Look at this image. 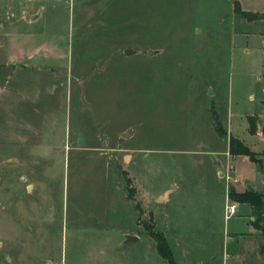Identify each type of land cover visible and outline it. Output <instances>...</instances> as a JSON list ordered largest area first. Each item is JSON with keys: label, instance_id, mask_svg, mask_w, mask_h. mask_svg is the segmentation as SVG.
Instances as JSON below:
<instances>
[{"label": "rangeland", "instance_id": "374dc122", "mask_svg": "<svg viewBox=\"0 0 264 264\" xmlns=\"http://www.w3.org/2000/svg\"><path fill=\"white\" fill-rule=\"evenodd\" d=\"M68 1L0 0V264H264V0Z\"/></svg>", "mask_w": 264, "mask_h": 264}, {"label": "trees", "instance_id": "16d2710c", "mask_svg": "<svg viewBox=\"0 0 264 264\" xmlns=\"http://www.w3.org/2000/svg\"><path fill=\"white\" fill-rule=\"evenodd\" d=\"M235 10L238 14H240L243 18L247 19H260L264 18V14L253 13L250 11H245L241 9L239 2L236 1ZM248 131L254 132L257 129L258 117L256 116H248ZM217 131H219L222 135L228 138V151L231 155H245L254 160H258L256 158V153L252 151L241 139L232 136L231 134H227L226 129L221 125L220 122H216L215 124ZM261 133L264 135V125L261 127ZM228 197L235 202L239 203H248L251 208V223L262 235H264V194L259 193L257 191L249 192L248 190L238 192L234 189H231L228 192ZM157 244L158 254L166 259L169 264H174L173 257L170 248L168 247L167 242L165 241L163 235L160 233H156L153 235Z\"/></svg>", "mask_w": 264, "mask_h": 264}, {"label": "crops", "instance_id": "0c3cea01", "mask_svg": "<svg viewBox=\"0 0 264 264\" xmlns=\"http://www.w3.org/2000/svg\"><path fill=\"white\" fill-rule=\"evenodd\" d=\"M239 2V1H238ZM48 3V2H47ZM247 122H248V120H247ZM258 122H260V119H258ZM247 129H248V127H247ZM250 133V132H249ZM254 134H256V135H259V136H261V137H263L264 138V135L261 133V132H257V133H254ZM240 139V138H239ZM253 151V150H252ZM215 153H219L220 154V156H221V161H222V163H224V165H226V175H227V170L228 169H231V166L230 165H228L229 164V161H230V157H233L234 155H231L230 153H229V151H228V138H227V140H226V147H225V149H223V150H216V152ZM247 157V156H246ZM225 167V166H224ZM220 174H224V172L223 171H220ZM228 179V178H227ZM234 180V182H237V178H234L233 179ZM228 181V180H227ZM229 183V182H228ZM253 189H254V191H256V188H254L253 187ZM235 190V189H234ZM169 192H172V191H170V190H168V191H166L165 192V194H163L162 195V197L160 196L159 197V199L160 198H162V199H167V197H168V194H169ZM238 192H241V191H238ZM228 199H230L229 197H228ZM231 201H232V203L233 204H236V210H238L239 208H240V205H242V204H248V203H239V202H235V201H233L232 199H230ZM245 211H247V209L245 210ZM248 211H249V209H248ZM232 214H234V213H232ZM231 214V215H232ZM228 216H230V214H228ZM227 216V217H228ZM259 232V231H258ZM132 237H135V236H132ZM137 239V237H135V239H132V240H129V239H127V241H135ZM262 249H264V246L262 247Z\"/></svg>", "mask_w": 264, "mask_h": 264}, {"label": "water", "instance_id": "95a60500", "mask_svg": "<svg viewBox=\"0 0 264 264\" xmlns=\"http://www.w3.org/2000/svg\"><path fill=\"white\" fill-rule=\"evenodd\" d=\"M47 2L51 5H54V6H59V7H67L69 6V1L68 0H47ZM125 54L127 55H130V54H133L134 51H132L131 49H126ZM153 53V51L149 50L148 51V55H151ZM124 136L127 137L128 136V132L124 133ZM248 191L249 192H253L254 189L252 186H248ZM127 239L129 240H132V239H135V237H132V236H127Z\"/></svg>", "mask_w": 264, "mask_h": 264}, {"label": "built area", "instance_id": "2783aa9c", "mask_svg": "<svg viewBox=\"0 0 264 264\" xmlns=\"http://www.w3.org/2000/svg\"><path fill=\"white\" fill-rule=\"evenodd\" d=\"M227 178H228V176H227ZM226 208H227V211L229 213H233L235 211V209H236V205L235 204H230V205H227Z\"/></svg>", "mask_w": 264, "mask_h": 264}]
</instances>
